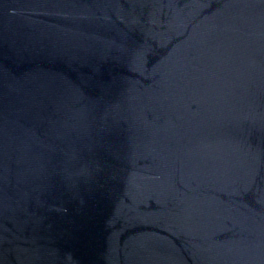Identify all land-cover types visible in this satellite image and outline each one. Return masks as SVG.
Here are the masks:
<instances>
[{"label":"water","instance_id":"95a60500","mask_svg":"<svg viewBox=\"0 0 264 264\" xmlns=\"http://www.w3.org/2000/svg\"><path fill=\"white\" fill-rule=\"evenodd\" d=\"M0 264H264V0H0Z\"/></svg>","mask_w":264,"mask_h":264}]
</instances>
